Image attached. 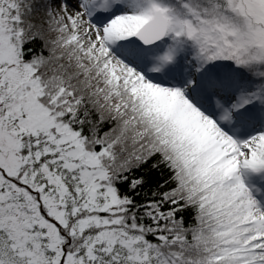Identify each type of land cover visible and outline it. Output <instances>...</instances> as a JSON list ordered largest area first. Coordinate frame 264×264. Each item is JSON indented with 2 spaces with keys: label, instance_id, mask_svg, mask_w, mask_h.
<instances>
[{
  "label": "snow or ice",
  "instance_id": "snow-or-ice-1",
  "mask_svg": "<svg viewBox=\"0 0 264 264\" xmlns=\"http://www.w3.org/2000/svg\"><path fill=\"white\" fill-rule=\"evenodd\" d=\"M0 264H264V0H0Z\"/></svg>",
  "mask_w": 264,
  "mask_h": 264
}]
</instances>
